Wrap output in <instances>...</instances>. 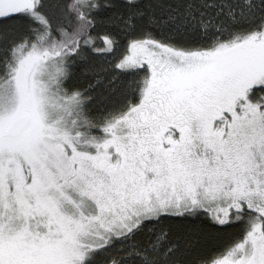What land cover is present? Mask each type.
I'll use <instances>...</instances> for the list:
<instances>
[{
    "label": "snow or ice",
    "instance_id": "6c2138e0",
    "mask_svg": "<svg viewBox=\"0 0 264 264\" xmlns=\"http://www.w3.org/2000/svg\"><path fill=\"white\" fill-rule=\"evenodd\" d=\"M0 264H264V0H0Z\"/></svg>",
    "mask_w": 264,
    "mask_h": 264
},
{
    "label": "trees",
    "instance_id": "16d2710c",
    "mask_svg": "<svg viewBox=\"0 0 264 264\" xmlns=\"http://www.w3.org/2000/svg\"><path fill=\"white\" fill-rule=\"evenodd\" d=\"M143 76L142 72L132 71L122 78V82L116 87L114 92L107 95L104 101L106 107L111 110V115H119L121 112L126 111L131 105H135L140 100V84L139 80ZM107 79V77H105ZM83 87V84L80 85ZM103 89L104 85H100ZM70 92L71 89H68ZM98 106H93L92 112L98 111ZM82 132H89L91 135L102 137V130L97 127L95 129H86L83 126L79 129Z\"/></svg>",
    "mask_w": 264,
    "mask_h": 264
},
{
    "label": "rangeland",
    "instance_id": "374dc122",
    "mask_svg": "<svg viewBox=\"0 0 264 264\" xmlns=\"http://www.w3.org/2000/svg\"><path fill=\"white\" fill-rule=\"evenodd\" d=\"M40 78L45 80V81L48 80V76L46 74ZM54 90H55V87L51 86V91H54ZM24 106H25V110L21 113V115L22 116L30 115L32 117L34 115L35 110H34V106H33V102H32V94L30 91L25 92ZM44 112L46 114V118L50 122H55L56 119L58 118V116L60 115V113L54 107H51L49 105H45Z\"/></svg>",
    "mask_w": 264,
    "mask_h": 264
},
{
    "label": "water",
    "instance_id": "95a60500",
    "mask_svg": "<svg viewBox=\"0 0 264 264\" xmlns=\"http://www.w3.org/2000/svg\"><path fill=\"white\" fill-rule=\"evenodd\" d=\"M22 117H24V118H31L30 115H25V116H22Z\"/></svg>",
    "mask_w": 264,
    "mask_h": 264
}]
</instances>
